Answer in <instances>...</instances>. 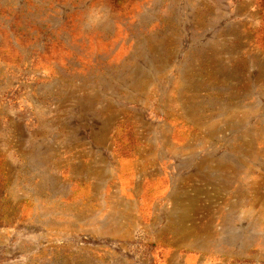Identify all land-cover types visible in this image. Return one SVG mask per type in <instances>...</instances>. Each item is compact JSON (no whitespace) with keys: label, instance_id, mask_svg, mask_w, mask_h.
I'll list each match as a JSON object with an SVG mask.
<instances>
[{"label":"rangeland","instance_id":"rangeland-1","mask_svg":"<svg viewBox=\"0 0 264 264\" xmlns=\"http://www.w3.org/2000/svg\"><path fill=\"white\" fill-rule=\"evenodd\" d=\"M0 264H264V0H0Z\"/></svg>","mask_w":264,"mask_h":264}]
</instances>
